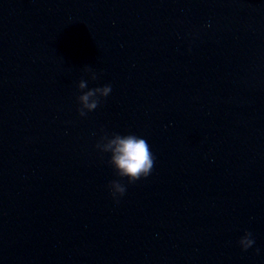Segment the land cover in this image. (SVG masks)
<instances>
[{"label":"water","instance_id":"obj_1","mask_svg":"<svg viewBox=\"0 0 264 264\" xmlns=\"http://www.w3.org/2000/svg\"><path fill=\"white\" fill-rule=\"evenodd\" d=\"M0 264H264V0H0Z\"/></svg>","mask_w":264,"mask_h":264},{"label":"clouds","instance_id":"obj_2","mask_svg":"<svg viewBox=\"0 0 264 264\" xmlns=\"http://www.w3.org/2000/svg\"><path fill=\"white\" fill-rule=\"evenodd\" d=\"M90 73L89 79H81L77 84L80 95L77 97L80 107L79 115L84 117L87 113L98 108L103 98H107L112 91L110 84L103 86L88 88L89 80L96 81L98 75L91 69H85ZM85 89H87L85 91ZM96 148L101 153H110L108 163L115 170V179L109 182L110 193L115 202H119V197L126 193V185L122 182L127 179L128 184L135 183L142 177L146 178L150 175L154 166V157L146 140L134 134L120 135L113 133L111 137L107 134L101 137L96 144ZM251 233L246 232L239 240L242 250L247 251L253 246L254 240Z\"/></svg>","mask_w":264,"mask_h":264}]
</instances>
